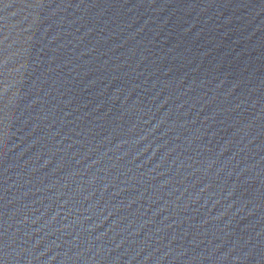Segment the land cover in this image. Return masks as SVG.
I'll list each match as a JSON object with an SVG mask.
<instances>
[{"label":"water","instance_id":"water-1","mask_svg":"<svg viewBox=\"0 0 264 264\" xmlns=\"http://www.w3.org/2000/svg\"><path fill=\"white\" fill-rule=\"evenodd\" d=\"M0 264H264V0H0Z\"/></svg>","mask_w":264,"mask_h":264}]
</instances>
